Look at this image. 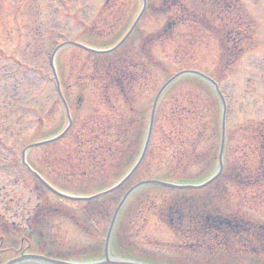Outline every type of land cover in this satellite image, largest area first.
Segmentation results:
<instances>
[{"label":"trees","instance_id":"obj_1","mask_svg":"<svg viewBox=\"0 0 264 264\" xmlns=\"http://www.w3.org/2000/svg\"><path fill=\"white\" fill-rule=\"evenodd\" d=\"M145 5L142 15L151 16L157 26L139 34L137 40L135 30L110 53L77 49V56H73L71 80L62 82L72 123L62 140L46 145L50 155L45 157L44 170H39L54 187L76 195L96 192L107 188L132 165L143 144L158 77L172 74L152 50L168 42L178 27L203 32L215 41L218 54L211 76L219 82L255 44L252 19L241 9L239 0H146ZM137 9L138 0H104L77 38L94 47H108L128 29ZM71 88L72 99L68 97ZM158 103L145 157L124 185L89 200L88 206L76 211L59 198L48 202L38 194L39 202L22 238L44 241L45 226L52 218H64L83 231L85 222L101 226L109 219L119 193L137 180L186 182L205 177L217 160L219 144L220 110L214 91L197 77L183 76L165 90ZM244 138V155L242 149L240 160L225 163L218 177L222 185L234 191L264 188V121ZM204 190L174 191L156 186L152 191L158 193L147 200L170 227L173 221L168 218L185 207L188 216L191 209L197 210L192 222L208 227L213 215L210 202L201 195L195 200ZM184 194H191L190 198L184 201ZM192 222L190 225H195ZM38 249L44 252L42 247Z\"/></svg>","mask_w":264,"mask_h":264},{"label":"rangeland","instance_id":"obj_2","mask_svg":"<svg viewBox=\"0 0 264 264\" xmlns=\"http://www.w3.org/2000/svg\"><path fill=\"white\" fill-rule=\"evenodd\" d=\"M103 1L60 0L58 4L55 0H0V236L3 238H7L14 227L1 229L4 227L2 223L5 221L9 227L12 222L18 229H24L25 219L35 204V181L21 166L23 148L32 138L53 133L63 124L49 64L52 48L75 38ZM239 2L241 9L247 11L254 21L255 30L252 27V32L254 30L256 43L218 85L225 100V120L230 133L226 149L227 159L231 161L240 160L242 152L244 155V137L253 130L255 122L264 119V0ZM57 4L59 12L55 9ZM155 26L157 23L148 15L138 21L136 29L139 35ZM152 51L171 71L189 67L206 74L212 72L218 52L215 41L205 33L184 27H178L168 42L154 46ZM74 54L71 47L63 48L57 54V69L66 83L71 80ZM161 80L162 76L158 77L156 86ZM73 93L74 89H69L71 96ZM42 146L37 145L28 154L29 161L36 168L42 167V161L46 163L45 157L50 155V149ZM225 189L231 190L228 186ZM225 189H210L215 194L216 206L241 211L249 220L264 221V188H255L250 194L247 189L243 192L232 189L230 195L225 194ZM51 195L48 192L47 198L53 199ZM187 197L190 198L189 195ZM199 197L197 195L195 200ZM132 202L123 207L125 215L119 225L116 221L114 228L119 231V240L125 243L130 239L132 248L139 255L149 259L153 257L157 263L205 264L206 261H214L217 264H248L225 254L212 259L206 249L198 253L182 252L183 246L190 245L192 240L175 236L149 213L147 204L145 207L144 204L132 206ZM51 227L55 247L73 251L71 254L75 257H91L89 254L97 243L93 236L83 234L62 218L52 220ZM3 238L0 262L26 251L20 247L10 248L8 239Z\"/></svg>","mask_w":264,"mask_h":264},{"label":"water","instance_id":"obj_3","mask_svg":"<svg viewBox=\"0 0 264 264\" xmlns=\"http://www.w3.org/2000/svg\"><path fill=\"white\" fill-rule=\"evenodd\" d=\"M140 14V12L138 13V16L136 17V19L134 20V22L132 23V25H131V27H130V29H129V31L125 34V37L124 38H126L127 37V35L129 34V32L133 29V27L135 26L134 24L137 22V20H138V17L140 16L139 15ZM123 38V39H124ZM123 39H121L120 40V42H122L123 41ZM120 42L117 44V45H119L120 44ZM117 45H115V46H117ZM183 74H188V75H190V74H192V75H195V76H197V77H199V78H202L204 81H207L210 85H212V87H213V89L216 91V93H217V95H218V97H219V99L221 100V102H222V115H221V144H220V147H219V149H220V151H219V154H218V159H219V165H218V167H217V171L215 172V174L213 175V176H211L206 182H204V183H202V184H196V185H190V184H186V185H179V184H173V183H170V182H163V181H159V180H156V181H154V180H146V181H141V182H138L136 185H134V186H132L131 188H129L128 190H127V192H125L124 193V195H123V197L121 198V200L119 201V203H118V207L116 208V210H115V212H114V215H116V212L118 211V209L121 207V205H122V203L124 202V200L127 198V196L132 192V191H134V190H136L138 187H140V186H142V185H146V184H154V185H161V186H168V187H171V188H193V189H196V188H198V187H201V186H205L206 185V183H208L209 181H211L213 178H215V176L221 171V167H222V159H221V155H222V151H223V149H222V147H223V141H224V139H223V136H224V101L222 100V97L220 96V92H219V90H218V88H217V84H216V82L215 81H213L211 78H209V77H207L205 74H203V73H201V72H197V71H194V70H190V71H188V70H181L180 72H177L176 74H174V75H172L171 76V78H169L168 80H166L165 82H164V84L161 86V88L159 89V91L157 92V95L154 97V99H153V101H152V108H151V111H150V118H149V121H148V128H147V131H146V138H145V140H144V146H143V149H142V151H141V154H140V156L138 157V159L135 161V165L126 173V175L120 180V181H118L117 182V184L115 185V186H113V187H111V188H109V189H107L106 191H103V192H99L96 196H98L99 194H104V193H107V191H110V190H113V189H115V188H117V186H119L120 185V183H122L124 180H126V178L129 176V175H131V173L136 169V167H137V165L139 164V161L141 160V158L143 157V155H144V150H145V147H146V145H147V140H148V137H149V135H150V129H151V126H152V118H153V115H154V109H155V106H156V102H157V100H158V98L162 95V91L168 86V85H170L171 84V81H173L174 79H176L177 77H179L180 75H183ZM67 116H68V114H67ZM61 135V134H60ZM60 135H58V136H60ZM46 141H49V140H45V142ZM36 144H39V143H36ZM36 144H33V145H29L28 147H31V146H34V145H36ZM22 159H23V157H22ZM46 185V184H45ZM47 186V185H46ZM47 187H49V186H47ZM50 188V187H49ZM110 227H111V224H110ZM110 227H109V229H110ZM108 232H109V230H108ZM24 259H27V260H37V261H40V262H46V263H48V264H68V263H66V262H63V261H57V260H54V259H48V258H46V257H43V256H37V255H22V257H20V258H17V259H14V260H12V261H10V262H8L7 264H12V263H15V262H17V261H22V260H24ZM121 264H135V263H128V262H122Z\"/></svg>","mask_w":264,"mask_h":264}]
</instances>
